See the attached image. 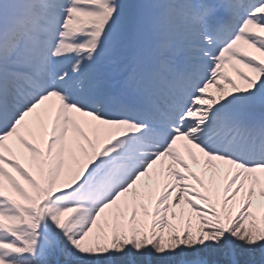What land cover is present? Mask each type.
<instances>
[{
  "label": "snow or ice",
  "instance_id": "1",
  "mask_svg": "<svg viewBox=\"0 0 264 264\" xmlns=\"http://www.w3.org/2000/svg\"><path fill=\"white\" fill-rule=\"evenodd\" d=\"M0 264H264V0H0Z\"/></svg>",
  "mask_w": 264,
  "mask_h": 264
},
{
  "label": "rangeland",
  "instance_id": "2",
  "mask_svg": "<svg viewBox=\"0 0 264 264\" xmlns=\"http://www.w3.org/2000/svg\"><path fill=\"white\" fill-rule=\"evenodd\" d=\"M127 2H131V3H135V2H137V0H127ZM230 71V70H229ZM230 74H231V72H230ZM238 83H239V81H238ZM214 91V90H213Z\"/></svg>",
  "mask_w": 264,
  "mask_h": 264
}]
</instances>
